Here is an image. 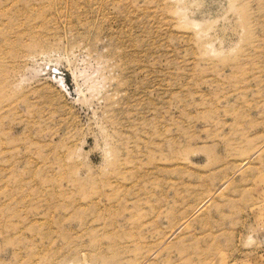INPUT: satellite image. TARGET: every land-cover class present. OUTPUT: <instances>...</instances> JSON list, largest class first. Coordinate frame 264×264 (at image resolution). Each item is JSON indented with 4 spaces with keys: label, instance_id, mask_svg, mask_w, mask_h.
Returning <instances> with one entry per match:
<instances>
[{
    "label": "rangeland",
    "instance_id": "rangeland-1",
    "mask_svg": "<svg viewBox=\"0 0 264 264\" xmlns=\"http://www.w3.org/2000/svg\"><path fill=\"white\" fill-rule=\"evenodd\" d=\"M0 264H264V0H0Z\"/></svg>",
    "mask_w": 264,
    "mask_h": 264
}]
</instances>
